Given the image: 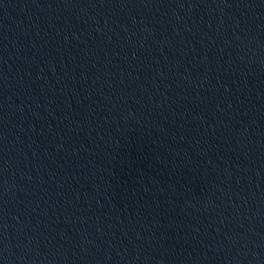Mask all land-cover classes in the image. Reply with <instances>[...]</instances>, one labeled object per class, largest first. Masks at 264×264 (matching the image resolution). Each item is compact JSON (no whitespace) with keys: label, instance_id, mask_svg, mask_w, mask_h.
<instances>
[{"label":"water","instance_id":"obj_1","mask_svg":"<svg viewBox=\"0 0 264 264\" xmlns=\"http://www.w3.org/2000/svg\"><path fill=\"white\" fill-rule=\"evenodd\" d=\"M0 264H264V0H0Z\"/></svg>","mask_w":264,"mask_h":264}]
</instances>
